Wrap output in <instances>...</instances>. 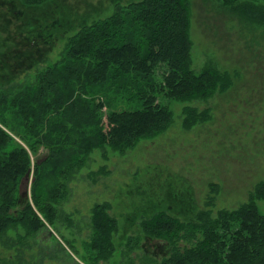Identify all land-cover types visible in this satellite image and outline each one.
<instances>
[{
	"label": "trees",
	"instance_id": "16d2710c",
	"mask_svg": "<svg viewBox=\"0 0 264 264\" xmlns=\"http://www.w3.org/2000/svg\"><path fill=\"white\" fill-rule=\"evenodd\" d=\"M215 1L229 19L264 26V0ZM12 2L27 10L63 5L59 0ZM193 9L192 0L117 3L111 14L85 21L68 37L54 64L21 83H0V245L9 254L2 258L0 252V264L52 259L47 246L37 256L29 241L65 218L60 208L70 199V184L96 150L108 161V148L124 155L170 129L174 113L163 98L208 102L232 87L233 75L213 60L199 72L193 67ZM48 29L46 24L26 38L36 42L40 58L50 45ZM161 65L168 72L159 81ZM182 114L186 131L213 117L210 108L194 106H185ZM29 171L25 198L20 186ZM92 174H108L107 165ZM217 192L213 184L214 196L186 218L168 209L147 212L138 236L129 237L124 248L116 240L120 223L111 214L112 205L96 204L86 242L88 264L124 259L126 264H264V213L259 206L264 180L248 202L234 209L215 212ZM26 253H31L30 260Z\"/></svg>",
	"mask_w": 264,
	"mask_h": 264
},
{
	"label": "rangeland",
	"instance_id": "374dc122",
	"mask_svg": "<svg viewBox=\"0 0 264 264\" xmlns=\"http://www.w3.org/2000/svg\"><path fill=\"white\" fill-rule=\"evenodd\" d=\"M2 1L6 0H0V5H6ZM128 1L59 0L61 7L40 8L31 13L33 17L21 13L27 27L13 11L0 9V83L4 84L8 77L15 84L21 83L37 70L54 64L67 38L85 21L92 23L106 17L117 3ZM192 2L193 67L199 72L213 60L233 75L232 87L208 102L181 103L163 98L175 119L165 133L143 140L124 155L108 148V161L102 150H96L89 166L70 184V199L60 208L65 218L51 231L29 241L37 256L40 247H48L52 259L47 255L45 264H88L86 242L96 204L112 205L111 214L120 223L116 240L124 248L129 237L138 236L140 220L153 209H168L186 218L195 208H204L208 198L214 196L213 184L218 191L214 211L234 209L248 202L256 185L264 180V26L229 19L215 0ZM43 24L49 25L46 33L50 45H45L42 58L23 60L31 47L18 40L27 38L30 31L42 32ZM166 72L168 67L161 65L156 71L157 79L162 81ZM185 106L210 108L212 120L186 131L182 126ZM45 153L42 150L40 155ZM103 165H107L108 174L91 175ZM259 206L264 213V201ZM0 252L2 258L9 257L1 245ZM29 254L26 260H30ZM115 261L101 264L127 263L125 259Z\"/></svg>",
	"mask_w": 264,
	"mask_h": 264
},
{
	"label": "crops",
	"instance_id": "0c3cea01",
	"mask_svg": "<svg viewBox=\"0 0 264 264\" xmlns=\"http://www.w3.org/2000/svg\"><path fill=\"white\" fill-rule=\"evenodd\" d=\"M10 1L12 2L13 0H10ZM11 2L5 3L6 5H4V6L0 5V9H4L6 11H8V10L13 11V15L17 17L18 21L21 22V23H22V21H24L25 22L24 24L27 27V25H29L28 22H26L27 19H24V17L22 15H20L21 13H23V11L27 10L26 6H24L22 3L19 4V2H17L16 4H13V2L12 3ZM5 6H6V8H5ZM35 11L36 10H32V9L29 8V10H27L26 14H29L30 17H33L34 15L31 14V13H33ZM32 20H33L34 23L35 22L39 23L38 20L37 21H34V19H32ZM25 34L26 33H24V35ZM18 43L27 44L28 46L31 47V50H32V52H31V50L25 51V54H23V60H32L33 58H37L38 59V57H39V51H38L39 47L35 46L36 42L34 40L28 42L26 37H25L24 39H19ZM39 62H43V61H39ZM12 82H14V79L11 78V77H8L4 84H8V83H12Z\"/></svg>",
	"mask_w": 264,
	"mask_h": 264
},
{
	"label": "water",
	"instance_id": "95a60500",
	"mask_svg": "<svg viewBox=\"0 0 264 264\" xmlns=\"http://www.w3.org/2000/svg\"><path fill=\"white\" fill-rule=\"evenodd\" d=\"M30 182H31V171L27 173V175L22 180L21 186H20V195L21 197H29L30 192ZM23 188H25V194H23Z\"/></svg>",
	"mask_w": 264,
	"mask_h": 264
},
{
	"label": "flooded vegetation",
	"instance_id": "af4514ba",
	"mask_svg": "<svg viewBox=\"0 0 264 264\" xmlns=\"http://www.w3.org/2000/svg\"><path fill=\"white\" fill-rule=\"evenodd\" d=\"M11 2L10 0L2 1L3 4ZM12 3V2H11Z\"/></svg>",
	"mask_w": 264,
	"mask_h": 264
}]
</instances>
